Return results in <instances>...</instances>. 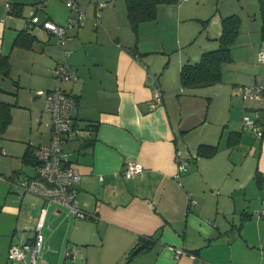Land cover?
Returning a JSON list of instances; mask_svg holds the SVG:
<instances>
[{
	"label": "crops",
	"instance_id": "0c3cea01",
	"mask_svg": "<svg viewBox=\"0 0 264 264\" xmlns=\"http://www.w3.org/2000/svg\"><path fill=\"white\" fill-rule=\"evenodd\" d=\"M40 1L0 0V56L9 54L11 63L10 75L0 76V100L14 103L11 122L0 135V264H27L29 251L24 260L11 262L7 249L33 241L42 209L44 247L37 264H264V215L258 213L264 204V135L256 137L243 127L253 110L264 128V100H239L240 86L264 83L258 0L219 9L198 36L197 27L186 35L178 26L179 50L170 56H154L164 52L163 45L148 48L142 42L148 29L164 28L158 8L154 22L141 21L134 31L125 0H111L103 8L97 4L104 0H76L87 16L68 28L71 53L66 58L65 47L40 23L29 31L35 36L31 48L13 45L32 14L39 21L67 23L71 11L66 0H44L37 8ZM15 3L21 4L20 14L11 11ZM174 8L180 16L182 5ZM233 12L241 25L221 81L181 87L183 63L217 47L221 18ZM182 44H188L185 50ZM125 46H135L137 55ZM63 60L78 80L58 82L52 69ZM57 85L75 99L74 129L62 145L67 162L81 174L76 201L85 215L79 217L13 184L36 174L38 162L25 153L50 139L51 115L44 121L49 111L34 90ZM158 93L161 102L150 108ZM176 94L178 108L171 104ZM203 94L211 98L206 113L197 100ZM224 96L237 114L230 108L227 119L211 127L213 98ZM34 113L36 127L28 120ZM231 132L237 135L229 143ZM200 143L218 144L219 150L197 156ZM176 147L186 148L191 163L178 179ZM129 161L140 163L143 171L124 176L121 170ZM68 246L75 252L66 258ZM176 248L184 250L178 258Z\"/></svg>",
	"mask_w": 264,
	"mask_h": 264
},
{
	"label": "built area",
	"instance_id": "2783aa9c",
	"mask_svg": "<svg viewBox=\"0 0 264 264\" xmlns=\"http://www.w3.org/2000/svg\"><path fill=\"white\" fill-rule=\"evenodd\" d=\"M45 4L41 0L37 8ZM71 14L65 25L55 23L51 20L39 21L35 14H32L27 20V28L31 29L35 25H40L58 38L61 45L65 47L64 57H68L71 51L67 48L68 28L74 24H81L86 18V13L80 8L76 0H66ZM111 5V0L100 1L98 8ZM72 12L75 14L73 15ZM99 14H97L98 16ZM97 23V19L95 20ZM258 59L264 60V54H260ZM53 75L58 80H78V76L69 68L66 60L57 63L53 69ZM240 93L245 99H262L264 100V83L255 85L240 86ZM36 95L42 98L43 108L50 112L51 128L50 139L47 143L33 145L32 153L38 162L36 174L33 176H22L13 181L21 191H29L45 197L51 201L64 205L76 217L84 216L85 213L79 208L76 201L75 185L80 180L81 174L78 169L67 162L66 153L63 150V141L67 139L74 129L72 124L71 110L74 106L75 99L72 95L65 92L59 85L51 89H38ZM162 100L160 93L154 96L149 102L150 108L158 105ZM243 127L251 129L257 137L264 135V128L254 119L244 117ZM0 151L4 150L0 147ZM174 160L177 166V172L174 177L178 179L183 171H186L190 163L189 157L185 156L184 150L176 147ZM124 176H132L143 171V166L134 161H129L122 167ZM195 202L191 200V203ZM264 215V204L258 212ZM45 209H42L39 222L37 224V233L30 243H12L7 249V259L9 261H22L25 259L26 252L29 251L27 264H37V258L44 247V235L41 232L42 221ZM75 251L69 246L66 248L65 257H71ZM184 253L181 248L175 249V257Z\"/></svg>",
	"mask_w": 264,
	"mask_h": 264
},
{
	"label": "trees",
	"instance_id": "16d2710c",
	"mask_svg": "<svg viewBox=\"0 0 264 264\" xmlns=\"http://www.w3.org/2000/svg\"><path fill=\"white\" fill-rule=\"evenodd\" d=\"M127 5V17L131 28L136 31L141 21L152 20L156 18L157 6L162 3H170L177 0H125ZM259 13L261 18L260 37L264 40V0H258ZM20 3H15L11 7V11L20 14ZM18 7V8H17ZM206 22V21H205ZM241 25V17L238 13L233 12L221 18V33L217 37L218 45L213 49L205 50L201 53L198 60L194 62H185L180 68L179 80L183 88H196L218 83L222 79V65L231 61V48L236 43ZM30 29L27 27L21 30L13 41L14 46L31 48L35 40V36L31 35ZM131 55H137L135 46H125ZM11 63L9 54L0 56V76L6 77L10 75ZM15 94V93H13ZM7 101L0 100V135L4 132L8 124L11 122V105ZM91 127L95 130L96 126ZM51 128V127H50ZM236 133L229 135V143L232 141ZM237 135V134H236ZM94 140L88 143H93ZM219 150L218 144L200 143L196 149V155L200 157L213 156ZM29 154V155H28ZM26 156L36 160L32 151L25 153ZM25 156V157H26ZM147 242V241H146ZM133 249L127 259L133 256Z\"/></svg>",
	"mask_w": 264,
	"mask_h": 264
},
{
	"label": "rangeland",
	"instance_id": "374dc122",
	"mask_svg": "<svg viewBox=\"0 0 264 264\" xmlns=\"http://www.w3.org/2000/svg\"><path fill=\"white\" fill-rule=\"evenodd\" d=\"M120 1L123 2L124 0H120ZM238 1H241V2L247 1L250 5L251 4L255 5V0H177L174 2H170V3H163L162 5H160L162 7H157L158 8V19L160 22V26L164 27L163 30L158 29V31H155V30H153V28L148 29V31L145 35H141L142 36V42L148 48L149 47L150 48L162 47L161 45H163V47L165 48L164 52H153V53H151V54H154V56H159L161 54H165L167 56L174 55L175 52H178V50H179L178 45H177V41H176V38H177L176 31H177L178 26H179V28H181V33H182V31H184V32H186V35L191 30L193 31V28L197 27V30L195 33L198 36V34L200 35V33H202V31L204 32L205 27L209 23L212 15L215 16V14L218 13L219 9H224L225 6H227V5L236 4V2H238ZM179 5H182V14L180 16H177V11L175 10L174 7H177ZM166 8H168V18H167V9ZM177 18H178V20H177ZM259 18H260V15H259ZM148 21L154 22V21H150V20H148ZM152 24H154V23H152ZM154 26H156V25H154ZM154 28H156V27H154ZM187 46H188V44L187 45L182 44L180 49L185 50L187 48ZM37 90H34L35 95H36ZM177 94L174 95L173 98H175V99L171 102V104L176 106V108H178L180 105L178 103V101L176 100V99H178ZM209 95H211V94H209ZM210 99H211L210 96H207L206 94H203L202 96H198V98H197V100H200L202 102V105L204 104L203 107H204L205 113L208 110L206 103H208V101ZM213 100H215L214 106H212L211 114H208L209 116H212L209 118V121H210L209 126H211V127H213L215 125L217 126V123L220 120L227 119L228 115H230L229 114L230 108H231V111L233 113L235 112V115L237 114L236 109L235 108L232 109V106H230V102H229L228 98H226L225 96L224 97H216V98H213ZM239 100L245 104L247 102H250V99L243 98L241 94H239ZM196 107L201 108V106H199V105ZM233 107H235V106H233ZM252 111L247 112V114H248V116L251 117V119H255V115ZM49 117H50L49 112L45 113L44 114V121L48 122L50 120ZM242 118L243 117H241V119ZM38 119L39 118L37 117V115L35 113L32 115V117H30V115H29V118H28L30 123L32 122V124L35 127H36V124L38 122ZM255 136H256V134H255ZM179 144L183 145L181 140L179 141ZM185 150H186V148L184 149L185 156L188 157L189 156L187 153L188 151L187 150L185 151ZM190 164L191 163H189L188 166H190ZM11 262H13V261H11Z\"/></svg>",
	"mask_w": 264,
	"mask_h": 264
},
{
	"label": "water",
	"instance_id": "95a60500",
	"mask_svg": "<svg viewBox=\"0 0 264 264\" xmlns=\"http://www.w3.org/2000/svg\"><path fill=\"white\" fill-rule=\"evenodd\" d=\"M26 27H27V24H26ZM141 246H143L144 244H140ZM138 246L136 247V250H137Z\"/></svg>",
	"mask_w": 264,
	"mask_h": 264
}]
</instances>
